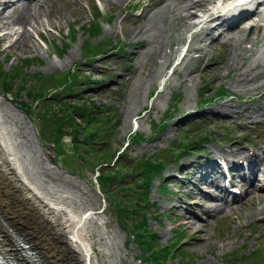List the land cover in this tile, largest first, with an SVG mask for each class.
Listing matches in <instances>:
<instances>
[{
    "label": "rangeland",
    "instance_id": "1",
    "mask_svg": "<svg viewBox=\"0 0 264 264\" xmlns=\"http://www.w3.org/2000/svg\"><path fill=\"white\" fill-rule=\"evenodd\" d=\"M152 1L139 0L131 11L123 9V2L112 0H31L7 10L0 24L5 26L0 29V65L5 73L14 70L18 79L5 95L0 79V123L7 129L31 181L73 205L76 211L90 213L87 230L99 264L151 263L138 242L139 232L121 207L122 199L135 203L144 197L140 194L145 184L141 173L147 161L161 163L166 169L158 173L155 168L154 172L162 173L164 179L154 176L137 217L148 221L159 246H172L178 226L185 231L181 248H170L175 254L168 256L165 264H182V256H188L187 264H228L233 254L243 255L246 261L252 256L264 258V220L255 228L251 223L264 209V189L261 193L253 190L251 198L244 196L241 206L224 203L215 214H206L214 205L201 190L209 185L199 182L192 171L174 170L186 164L200 167L202 163L196 161L199 156L236 160L242 151L236 142L251 139L249 126H262L256 139L262 142L264 75L248 84L236 82L235 86L231 82L243 70H225L231 52L228 44H222L227 42L222 38L226 34L219 29L211 30L210 35L203 31L216 24H210L212 14H204L199 8L190 9L197 17L187 21L188 27L175 23L172 43L163 47L171 54L170 60H159L163 67L153 65L156 47L149 46L146 37L138 42L149 28L146 18L140 19L142 12ZM213 1L209 0L208 8ZM27 7L35 13L30 24L15 26L13 19ZM251 15L247 17L257 16ZM260 22L264 24V16ZM93 23L99 24L101 31L92 39L85 27ZM254 31V26L248 25L242 42L251 37L259 39V45L252 48L243 42V46L254 50L248 53L250 56L262 59L263 27L259 36ZM106 41H111L109 47L115 51L106 54L108 46L100 49L99 43ZM229 44L238 47V39ZM189 47L191 52L181 56ZM70 72L74 75L72 83H66ZM75 77L83 80L78 82ZM37 89L47 94L48 107L29 99L27 93ZM83 104L90 111H74V106ZM221 107H226L225 113L220 112ZM46 111L60 112L68 118L63 125L56 124L52 113L49 116ZM74 123L86 128L80 132L86 139L80 133L57 130ZM250 130L251 135L258 136V129ZM93 133L97 140L90 142ZM196 134L206 137L196 146L198 149L188 151L183 158L192 144L190 140L196 141ZM103 162L108 165L99 166ZM259 168L264 171L261 152ZM190 183L197 185L191 196L184 186ZM176 186L180 195L172 190ZM163 188H168V193ZM227 210L229 214L221 218ZM186 211L193 214L184 218L181 215ZM2 229L17 254L11 228L4 225ZM20 232L30 242L35 241L32 233L24 229ZM131 234L137 239L131 241Z\"/></svg>",
    "mask_w": 264,
    "mask_h": 264
},
{
    "label": "bare ground",
    "instance_id": "2",
    "mask_svg": "<svg viewBox=\"0 0 264 264\" xmlns=\"http://www.w3.org/2000/svg\"><path fill=\"white\" fill-rule=\"evenodd\" d=\"M114 1L124 2L125 0H112V2ZM205 1L153 0L151 3L146 4L140 19L146 18V25L149 28L144 34H141L142 39L138 42L146 37L148 45L156 47L152 57L153 65L163 67L159 60H163V62L170 60L171 54L165 53L163 47L165 44L172 43L170 36L175 23L188 27L187 21L197 17V14L190 12V9L199 8L206 11L207 2L204 4ZM243 1L231 0V4H228L224 9L236 5L234 8L235 14L225 18L212 14L210 17L213 19L210 24L214 22L216 25L202 29L208 32V35H210L211 30L217 29L223 30L222 34H226V38H222L226 39L227 42H222V44H228L231 47V52L228 62L224 66L225 70L227 72L243 70L241 74H237L236 80L231 81L235 86L236 82L238 84H248L263 78L264 75V58L255 59L253 54L251 56L248 54L254 51L252 50L253 47L259 45V39L251 37L244 39L243 42H248L252 46L251 49L244 47L242 42V35L247 30L248 25L254 26V35L259 36L262 29L260 21L264 16V0H249V3H245L248 4L246 6H242L243 4L240 3ZM15 2L17 0H0V24L2 23L1 20L4 19L2 17L4 13L16 5ZM184 12L187 14L184 15ZM252 13L257 15L255 19L250 18ZM34 14L33 9L27 7L13 19V22L16 24L15 26L28 25ZM246 18L250 19L244 22L242 27H239ZM201 23L196 25L199 26ZM2 27L5 26H1L0 29ZM234 28L238 29L228 31ZM137 34L138 32H133V35ZM236 39H238L239 46H231L229 43L236 41ZM190 48L192 47L188 48V54L191 52ZM199 51L204 53L202 49H199ZM221 108L223 110L220 112L225 113L226 107ZM263 111L264 109L261 112L262 114ZM21 161L22 158L8 138L7 129L0 123V248L10 256L16 257L15 249L12 247L13 245L11 246L7 235L2 229L4 225H7L11 228L12 233L20 237L27 245L28 240L20 230L24 229L32 233L36 248L42 252L39 254L42 258L41 264H68L69 261L73 264H99V257L89 239L87 230L88 215L76 211L73 205L46 193L35 182L31 181ZM213 168L217 169V167ZM174 170L180 171L181 169L174 168ZM173 177L171 175V178ZM246 177L253 178L254 175L249 173ZM194 187L196 189L197 185H194ZM204 194L209 196L207 193ZM225 196L226 191H223L222 196L214 199L223 201ZM192 214V212L186 211L181 216L187 218L188 215ZM260 214H264V209L260 211ZM38 232L42 233V237L38 235ZM31 251L35 250L31 249ZM22 264L25 263L22 262Z\"/></svg>",
    "mask_w": 264,
    "mask_h": 264
},
{
    "label": "trees",
    "instance_id": "3",
    "mask_svg": "<svg viewBox=\"0 0 264 264\" xmlns=\"http://www.w3.org/2000/svg\"><path fill=\"white\" fill-rule=\"evenodd\" d=\"M88 30L90 32H92L93 34H95L98 32V26L96 24H93L90 26V28ZM17 70H19V69H17ZM13 71L14 70L5 73L4 71H2V65H0V79L3 80L2 84L4 86V89H6V90L12 89V82L14 80L18 79V78H16L17 74ZM72 76H74V75H72V73L70 72L69 78H65L66 83H72V80H73ZM75 79H76V81L80 80L77 77H75ZM66 86H68V85H66ZM66 86H64V87H66ZM68 88L72 89L71 86H68ZM20 89L23 90L24 86H21ZM27 94H28L29 99H31L33 102H40L42 105H46L47 107L49 106V103H47V101H48L47 100L48 99L47 94L44 92H41L39 89L29 91ZM23 104L26 108H30L28 103H23ZM66 104L70 105V102H68ZM70 106H72V105H70ZM74 109H75L74 111H77V110L80 111V114H83L86 110H89V108L86 106V104L78 105L77 107L74 106ZM46 113H48L49 116H51V113H52V117L55 119L54 122L56 124L62 123V125H63L68 118V115H63V114L61 115L60 112L59 113H55V112L50 113L49 111H46ZM62 125L60 127H58L57 130L60 132H64V134H69V132H72V131L75 134L86 131L85 127L77 125L76 123H74V126H69V128H66L65 127L66 125H64V126H62ZM76 125L78 127H75ZM80 128L82 129L81 131L78 130ZM70 129H71V131H70ZM80 134H82L84 136V138L86 139L84 133H80ZM89 139H90L89 140L90 142H95L97 140V134L96 133L90 134ZM52 142L55 145L60 144L59 140H52ZM126 161H127V159H125V162ZM104 164L106 166V165H108V162H103L99 166H102ZM158 166H161V163L155 164V163H152L149 161H147V163L142 166L144 169H143L141 174L143 176L145 184H144V189L141 191L140 194L143 195L144 197L139 198V200L135 201V203H131L130 201H128V199H122L121 200V207H122L124 214L128 218H130L133 227L140 234V245L142 246V248L144 250H146V253L148 255H150V258H149V260L151 261L150 264H165L167 261V257L171 253V251H169V248H165L164 246L157 245L156 234L153 231L148 230L146 221H141L137 217L138 209L141 208L140 202L144 199L145 200L147 199L148 194H149L150 181H151L153 175H155L154 174L155 168H157ZM118 184L123 185L122 183H118ZM183 236H184V233L179 234L180 238L181 237L183 238ZM187 260H188V256H182L181 257V263L182 264H187L188 263Z\"/></svg>",
    "mask_w": 264,
    "mask_h": 264
}]
</instances>
